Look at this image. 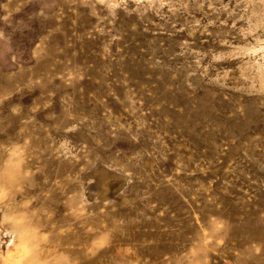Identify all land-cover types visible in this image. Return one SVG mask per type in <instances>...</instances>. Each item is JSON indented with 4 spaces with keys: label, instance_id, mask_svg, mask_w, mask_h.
Masks as SVG:
<instances>
[{
    "label": "rangeland",
    "instance_id": "obj_1",
    "mask_svg": "<svg viewBox=\"0 0 264 264\" xmlns=\"http://www.w3.org/2000/svg\"><path fill=\"white\" fill-rule=\"evenodd\" d=\"M0 264H264V0H0Z\"/></svg>",
    "mask_w": 264,
    "mask_h": 264
},
{
    "label": "bare ground",
    "instance_id": "obj_2",
    "mask_svg": "<svg viewBox=\"0 0 264 264\" xmlns=\"http://www.w3.org/2000/svg\"><path fill=\"white\" fill-rule=\"evenodd\" d=\"M35 238V237H34Z\"/></svg>",
    "mask_w": 264,
    "mask_h": 264
}]
</instances>
